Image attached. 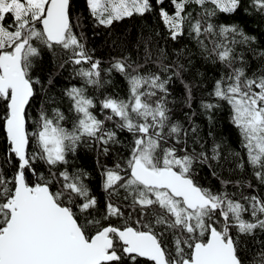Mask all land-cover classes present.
I'll return each instance as SVG.
<instances>
[{"label":"snow or ice","instance_id":"snow-or-ice-1","mask_svg":"<svg viewBox=\"0 0 264 264\" xmlns=\"http://www.w3.org/2000/svg\"><path fill=\"white\" fill-rule=\"evenodd\" d=\"M0 264H264V0H0Z\"/></svg>","mask_w":264,"mask_h":264},{"label":"trees","instance_id":"trees-1","mask_svg":"<svg viewBox=\"0 0 264 264\" xmlns=\"http://www.w3.org/2000/svg\"><path fill=\"white\" fill-rule=\"evenodd\" d=\"M253 26L254 25H252L251 22H249V27H253ZM88 34H89V37L92 36V33L91 32H89ZM102 44H103L102 38L101 37H96L94 40L91 41L90 46L95 45L98 48L99 51H104V49L102 47ZM109 91H111V89H109ZM91 163H92V160L89 159L87 161V165L86 166L91 165Z\"/></svg>","mask_w":264,"mask_h":264}]
</instances>
